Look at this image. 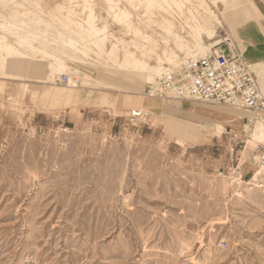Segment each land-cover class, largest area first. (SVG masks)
<instances>
[{"label": "rangeland", "instance_id": "rangeland-1", "mask_svg": "<svg viewBox=\"0 0 264 264\" xmlns=\"http://www.w3.org/2000/svg\"><path fill=\"white\" fill-rule=\"evenodd\" d=\"M16 1V12H39L33 20L38 16L52 27L60 15L74 21L94 15L96 27L104 28V49L115 44L117 61L143 59L133 47L143 38L114 22L105 0H73L63 8L57 6L64 0ZM119 1L131 24L163 48L162 39H170L147 24L137 1ZM3 2L0 13L7 14ZM197 3L170 0L181 35L191 20L187 10L195 13ZM219 9L222 4L212 11L220 18ZM236 12L235 24H244ZM68 20L62 27L72 30L76 25ZM227 27L222 19L218 30ZM46 65L7 58L0 74V264H264V196L245 184L264 146L256 143L242 154L254 114L236 109L242 119L220 120L218 136L215 124L189 113L197 102L173 105L174 98L152 95L156 88L151 92L132 64L116 67L91 51L70 63L71 75L63 72L52 83ZM70 78L79 80L78 90L69 87ZM57 88L73 97H57ZM147 99L157 103L143 106ZM167 110L176 122L207 127L180 146L165 126ZM131 111L142 112L146 123L131 121ZM238 177L241 183L230 184Z\"/></svg>", "mask_w": 264, "mask_h": 264}, {"label": "bare ground", "instance_id": "bare-ground-1", "mask_svg": "<svg viewBox=\"0 0 264 264\" xmlns=\"http://www.w3.org/2000/svg\"><path fill=\"white\" fill-rule=\"evenodd\" d=\"M3 1H5L6 4H9V12L7 14L0 13V30H2L6 35H11L12 40H9L6 36L0 34V74H2L1 72L7 58L30 60L35 59L39 63L47 62L45 79L53 82L56 81V78L63 74V72H68V75H71L73 69L70 63L83 61V57L87 56L88 53L92 51L93 54L98 56L100 59L104 61H112L113 65L116 67H120L121 63H124L127 65L132 64L133 68H135L134 70H141V72L145 75H143L145 78H142L143 80H141L150 84V91H152L151 89L158 88V79L165 72L179 68L185 62V57H187V59L199 58L210 51L213 46L223 43V41L227 40V37L224 39H215L218 29L222 28V19L230 25L232 36L237 39V36L234 32V29L237 25L234 22L231 13L232 11L236 10L237 12L235 13V16L237 19L240 21L246 20L245 23L253 19H257L260 16L259 11L251 0H212L211 5L207 3V0H196L198 2L197 5L199 9L196 10L195 13L187 10L188 16L190 15L191 20H189L190 23H187V29L184 28V32L181 35V33L176 30V24L174 23L176 21L171 16L169 11L171 8L170 0H125L129 5L132 4L133 1H137L136 6H141L145 10L144 17L147 21V24H153L159 28L161 32L166 34L167 39H170H162L165 46L160 48L161 46H159L158 43L159 40H153L145 32L131 24V14L125 6L120 7L119 0H105L107 4L106 13L110 15L112 20L118 24L126 25V27L131 28L134 33L139 34L143 38L142 42L133 45L136 50L140 51L141 57L143 59H134L131 57L133 58V61H130L127 58L117 61L118 55L113 51L116 45L112 43L110 50L104 49L106 42L104 28L101 29L96 27L94 23V15L85 17L84 19H79V21H74L71 19L68 20L65 16L60 15L62 17L57 18L54 24L55 27H52V24H48L42 18H38V16L36 20H33V16L35 17L39 12L36 15L31 12V9L30 11L24 10L20 13L16 12V9L14 8L21 5L19 1L0 0V3ZM72 1L73 0H64V4L62 3L57 7L63 8L65 4H70ZM83 1L84 3L87 2V0ZM25 2L29 4L32 2V0H25ZM25 2L24 4H26ZM218 4H222L223 6L222 10L219 9V11H221L219 15L220 18L212 11L213 7L218 8ZM23 9L25 8L23 7ZM34 9H37V7ZM66 20L75 24L76 26L72 30L65 29L62 26H64L63 22ZM48 21L52 20L50 19ZM78 40L80 41L78 42ZM86 40L88 43L85 45L82 41ZM168 41H170L172 44H168ZM236 49L240 54H243V51L238 48ZM126 50L127 48H124L123 51ZM157 50H159V53ZM179 53L183 54L184 58H181ZM150 59L153 60L155 64L146 62ZM248 65L251 72L254 73L260 88L263 85L262 77L264 73V62L257 64L248 63ZM84 78L87 82H89L86 77ZM70 79L69 87L78 90L79 87L77 83H79V80L74 78ZM82 83L84 82L82 81ZM176 100L177 101L174 102L170 101L171 104L182 106L181 101L178 99ZM197 103H194V106L189 109V113H196V117L208 120L215 124L213 125L215 127L214 131L218 136L223 134V128L219 123L220 120H229V118L230 120L242 119L243 113L236 109H225L221 108L220 105H210L213 106L211 110L203 111L199 109V111L196 108H201V106L195 107L200 105H197ZM171 104L169 103V105ZM140 106H142V104ZM180 108L181 107H177V109L182 112V109ZM164 114L165 116L163 117V120L165 121V126L169 131L177 134L176 140L178 142L177 144L180 146H184V142H193L197 133L195 132V129L198 128V130L202 131L207 127L206 123L199 121L176 122L174 121V114L168 110L167 112H164ZM213 114L214 118H211V115ZM253 121V119L249 120V123L253 125L249 130L250 140L247 141L244 151L242 152V154L245 156L249 155V151H251L254 144L259 143L264 146V120L261 118H256V121ZM245 127L247 129L249 128L247 125ZM239 177L230 184L241 183L242 181ZM256 181L257 171L253 173L252 177L247 182H245V184L247 186L258 188V186H256ZM252 189L253 188H250L248 190L250 191ZM258 189H260V194L264 196V189Z\"/></svg>", "mask_w": 264, "mask_h": 264}, {"label": "built area", "instance_id": "built-area-1", "mask_svg": "<svg viewBox=\"0 0 264 264\" xmlns=\"http://www.w3.org/2000/svg\"><path fill=\"white\" fill-rule=\"evenodd\" d=\"M221 44L215 45L199 58H188L177 69L165 72L158 79V88L151 94L160 98H175L207 105H220L251 112L264 120V96L243 54L228 48L224 54ZM68 81L62 76V83ZM131 121L146 123L145 115L131 111ZM256 186L264 189V148L256 160Z\"/></svg>", "mask_w": 264, "mask_h": 264}, {"label": "crops", "instance_id": "crops-1", "mask_svg": "<svg viewBox=\"0 0 264 264\" xmlns=\"http://www.w3.org/2000/svg\"><path fill=\"white\" fill-rule=\"evenodd\" d=\"M259 1L261 3L259 7L253 3L255 7L256 6L258 7L256 8L260 13L259 18L253 19L247 23L240 24L235 27L234 32L238 40L232 36L229 27H227L226 28L227 30L224 31L218 30L216 34V38L224 39L225 37H227V40L223 41L221 45V49L223 51L226 50L228 52L227 46H229L230 48H238L241 51H243V56L246 62L249 64H257L264 62V3L261 2V0ZM62 90L63 89L57 88L56 92H54V95L56 94L57 97L62 95L61 99H65V100H70L73 97L72 95L71 97L66 98L67 94H63L65 92H63ZM260 90L262 92V95L264 96V79H263V85L260 87ZM148 103L155 105L157 102L150 101L147 99L143 101V106H148L149 105ZM195 107H199V106H195ZM208 108L205 106L204 107L201 106V110L203 111L211 110L212 107H208Z\"/></svg>", "mask_w": 264, "mask_h": 264}]
</instances>
